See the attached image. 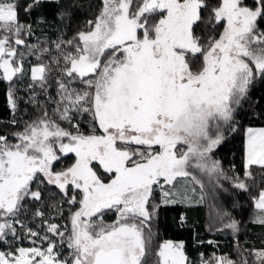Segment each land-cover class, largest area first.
I'll list each match as a JSON object with an SVG mask.
<instances>
[{"label":"snow or ice","instance_id":"1","mask_svg":"<svg viewBox=\"0 0 264 264\" xmlns=\"http://www.w3.org/2000/svg\"><path fill=\"white\" fill-rule=\"evenodd\" d=\"M45 2L60 4L62 19L76 10L0 0V82L13 129L0 130V264H146L157 192L162 204L200 203L194 170L247 190L253 167L264 169V126L244 129V179L213 159L239 130L253 86L264 85V0H99L70 37L29 43L33 25L20 12ZM261 100L254 116L264 122ZM21 101L38 115L24 120ZM253 199L252 222L264 226V189ZM184 248L165 240L157 264H191ZM237 255L200 264H264V247Z\"/></svg>","mask_w":264,"mask_h":264},{"label":"trees","instance_id":"2","mask_svg":"<svg viewBox=\"0 0 264 264\" xmlns=\"http://www.w3.org/2000/svg\"><path fill=\"white\" fill-rule=\"evenodd\" d=\"M19 2L23 6L25 0H19ZM247 2L251 4L252 0H247ZM61 3L65 9L70 3L76 5L71 19H62L57 15L61 5L54 2H45L29 14L20 12V21L33 25L34 34L28 38L29 43L55 40L61 34L70 37L84 25L87 19L93 18L99 0H61ZM211 3L214 5L215 0H211ZM40 17H44L46 22L40 23ZM211 34L210 27L206 28L203 33L205 36ZM27 59L32 61L35 58L27 57ZM7 83V81L0 82V130L3 131L13 130L9 126L11 112L7 104ZM20 87L23 88V84ZM51 91L54 93L55 89L53 88ZM261 94H264V85L257 81L253 86L250 99L243 102L238 109L239 130L228 133L225 142L214 152L213 159L221 161L224 173L229 178L239 175L241 179H244V129L249 126H264V122L254 116V112H258L259 109L255 108L253 101L259 99ZM18 95L27 99L23 92ZM260 105L264 107V100L260 101ZM24 107L25 105L21 101L20 114L24 120L35 118L38 115V112L31 106H28L27 113H24ZM82 127L87 131L83 124ZM70 162L71 156L62 161V163ZM59 166L58 164L57 167ZM252 171L253 178L246 180L247 190L236 188L235 181L232 179L221 177L217 183L215 179H210L203 173L199 176L203 182V188L201 189L200 186L198 188L202 197L200 203L162 204L159 200V192H157L155 203L159 204V208L149 228L145 229V235L148 236L149 232L151 235L146 264H157L156 251L165 240L183 241L185 254L191 264H200L202 257L208 259L213 254L237 259L238 251L241 249H250L253 246L257 249L264 247V226L252 222V217L256 213L253 198L258 197L264 187V169L254 166ZM55 193L56 189L52 188L46 196ZM58 198V194L54 196V199ZM66 209L65 205V215H67ZM224 213H228L232 219L240 222L239 232H233V230L224 227L229 222L224 217ZM108 216L109 218L105 219L107 222H111L115 218L114 214ZM53 222L65 223L61 219H56ZM40 223L41 221L37 219L32 222V226L35 227ZM24 246L29 245L25 242Z\"/></svg>","mask_w":264,"mask_h":264},{"label":"rangeland","instance_id":"3","mask_svg":"<svg viewBox=\"0 0 264 264\" xmlns=\"http://www.w3.org/2000/svg\"><path fill=\"white\" fill-rule=\"evenodd\" d=\"M194 174H196L198 177L201 176L203 173L199 172L198 170H194ZM199 188V185L196 186V198L200 199L201 198V195H200V191L198 190ZM111 214H114V213H108L106 216H105V219L109 218L108 215H111ZM114 217H115V214H114ZM115 219V218H114ZM173 242H180V241H173ZM163 243V242H162Z\"/></svg>","mask_w":264,"mask_h":264},{"label":"crops","instance_id":"4","mask_svg":"<svg viewBox=\"0 0 264 264\" xmlns=\"http://www.w3.org/2000/svg\"><path fill=\"white\" fill-rule=\"evenodd\" d=\"M263 189H264V187H263ZM259 196V195H258Z\"/></svg>","mask_w":264,"mask_h":264}]
</instances>
